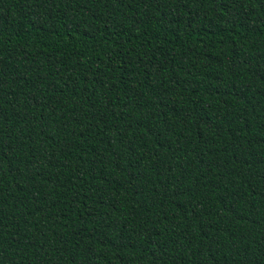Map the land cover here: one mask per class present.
Segmentation results:
<instances>
[{
    "label": "trees",
    "instance_id": "1",
    "mask_svg": "<svg viewBox=\"0 0 264 264\" xmlns=\"http://www.w3.org/2000/svg\"><path fill=\"white\" fill-rule=\"evenodd\" d=\"M0 264H264V0H0Z\"/></svg>",
    "mask_w": 264,
    "mask_h": 264
}]
</instances>
